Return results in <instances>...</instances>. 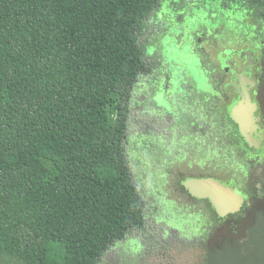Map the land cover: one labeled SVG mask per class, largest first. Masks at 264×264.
I'll use <instances>...</instances> for the list:
<instances>
[{"label":"trees","instance_id":"1","mask_svg":"<svg viewBox=\"0 0 264 264\" xmlns=\"http://www.w3.org/2000/svg\"><path fill=\"white\" fill-rule=\"evenodd\" d=\"M159 2L0 0V264H103L144 226L125 142L148 70L139 35ZM257 197L226 216L230 233ZM202 251V264H264V215Z\"/></svg>","mask_w":264,"mask_h":264},{"label":"rangeland","instance_id":"2","mask_svg":"<svg viewBox=\"0 0 264 264\" xmlns=\"http://www.w3.org/2000/svg\"><path fill=\"white\" fill-rule=\"evenodd\" d=\"M259 19L261 24L257 25L256 21ZM246 21L249 25L246 32L229 30L219 23L214 32L216 36L211 37L208 44L203 45L205 50L196 49L202 58L204 68L215 70L213 80L223 78H225L223 82L228 80L224 77L221 64L241 65L237 55L220 63L217 56L220 54L225 58V54L222 53L224 49H237L246 45L253 48L254 44H262V40L258 43L257 41L264 36V13L251 15ZM154 22L155 17L150 15L139 35L143 54L156 28ZM252 25H257V29L252 30ZM157 55L153 60L154 70H150L149 65L147 72L137 79L136 90L128 104L125 142L126 160L143 204L144 226L138 231H131L123 240L117 242L104 256L103 264H202L204 243L208 248H213L219 247L225 240L241 241L246 237L247 228L253 223L254 214L260 212L264 215L262 192L258 199H254L256 204L242 222L239 225L235 224L238 227L236 232L230 233L229 218H218L206 200L190 198L183 191L179 183L190 174H214L229 183L231 175L225 169L230 168L231 158L238 160L243 156L241 151H238L239 148L231 144L238 140L233 138V141H229V129L227 131L230 123L226 119L225 111L234 94L231 90L226 91L224 100L216 97L205 99L204 95L196 96L198 100L195 111L196 137L202 138V143L196 142L192 145L190 142L187 143L188 141L185 142L183 133L179 134L176 126V121L187 125L186 112L180 104L173 102V106L170 107L160 102L158 104V107H163L167 111L173 108L180 112L176 120L160 109L150 112L152 90L144 86L148 78L164 76L167 96H171L172 100L176 97L175 87L168 85L169 72L165 73L164 70L161 72L157 68L156 60L159 53ZM168 55L172 57L171 52ZM168 55L165 54L167 57ZM187 73L189 74L186 77L193 76L190 69ZM263 75L264 71L262 73V68L260 71L258 65L253 68L252 76L258 82L253 98L259 103V112L264 114ZM199 91L206 92L200 88ZM218 92H225L222 86ZM256 154L253 150L248 152L252 158L259 156L264 160V151ZM221 164L224 167L222 166L219 171L218 167ZM215 166L218 169H214ZM237 177L240 189L250 187L248 175L239 173ZM240 193L245 196L247 203L253 201L252 196L255 192Z\"/></svg>","mask_w":264,"mask_h":264},{"label":"flooded vegetation","instance_id":"3","mask_svg":"<svg viewBox=\"0 0 264 264\" xmlns=\"http://www.w3.org/2000/svg\"><path fill=\"white\" fill-rule=\"evenodd\" d=\"M258 12H260V9L254 8L251 10L249 5L243 0H160L157 8L151 13L155 17L154 25L156 28L150 36V41L144 54V60L147 67L150 65V70H154L153 60L157 53H159V57L156 60L157 68L161 72L162 70L165 73L169 72L168 85L169 87H175L176 93L174 95L176 97L172 100L171 96H167L168 93L165 92L164 87L166 82L164 76H157L156 78L150 77L146 80L144 86L146 89L152 90V93L149 92L150 102L152 103L150 112L160 109L162 112L173 116L176 120L180 112H176L173 108L167 111L163 107H158V104L162 103L167 107H170L173 102L180 104L186 112L187 125L177 123L176 121L177 131L179 134L183 133V140L185 142L188 141L187 143L190 142L189 144L193 145L196 142L202 143V138L196 137L197 119L195 117V111L198 104L196 96L204 95L205 99L216 97L224 100L226 91L231 90L234 98L230 101V104L237 100L238 94L236 89L230 86V83L236 79L237 75L242 74L244 71V65L247 59L241 57V54L244 52L252 53V64L248 66L246 74L255 81V86L250 89L249 93L252 102L257 105L255 115L260 118L257 122V132L262 135L260 147L258 149L248 147L243 138L239 136L237 126L229 117V104L225 111L226 119L230 123L227 127V131L229 129V141H233V138L236 141L238 140L231 144L239 148L238 151H241L243 154L238 160L231 158L230 168L225 169L231 175L229 183L214 174H190L186 178L188 176L195 178L212 177L222 183L224 182L226 185L234 186L237 192H257V195L261 196L262 192H264V160L259 156L252 158L248 155L250 150H253L255 155L261 150L264 151V114L259 112V103L253 98L255 89L258 87V82L252 76L253 68L257 65L259 67L260 46L259 44H254L253 48L246 45L245 47L242 46L237 49H224L222 53L225 54V58H222L218 54L217 59H219L220 63L231 59L234 55H237V58L241 61L240 66H237L235 63L233 65H220L221 70L224 72V77L228 78L227 81L225 80L226 82L222 81L225 78L213 80L215 70L204 68L202 58L196 50L197 48L199 51L205 50L203 45L208 44L211 37L216 36L214 32L218 28L219 23H222L223 28L246 32L249 28L246 19L251 15H256ZM251 29L256 30L253 25ZM170 52L172 54L171 58L168 55ZM189 69L193 72L192 77H186L189 74L187 73ZM174 71L176 75H174ZM221 86L225 91L223 93L218 92ZM199 88L206 92L199 91ZM135 90L136 85L133 93ZM222 166L221 164L218 167L219 171H221ZM218 168L216 166L214 167V169ZM239 173L248 175L250 187H246L245 189L239 188V178L237 177ZM183 191L187 194L185 189Z\"/></svg>","mask_w":264,"mask_h":264},{"label":"water","instance_id":"4","mask_svg":"<svg viewBox=\"0 0 264 264\" xmlns=\"http://www.w3.org/2000/svg\"><path fill=\"white\" fill-rule=\"evenodd\" d=\"M241 57H245L247 62L243 73L237 75L236 79L230 83V86L236 89L238 99L229 105V117L237 126L239 136L243 138L247 146L258 149L262 139V135L257 132V122L260 118L255 115L257 105L252 102L249 93L255 86V81L246 74L248 66L252 64V53L244 52ZM180 186L191 198L206 200L218 218L238 214L245 205H250L234 186L226 185L212 177H188L180 182Z\"/></svg>","mask_w":264,"mask_h":264}]
</instances>
